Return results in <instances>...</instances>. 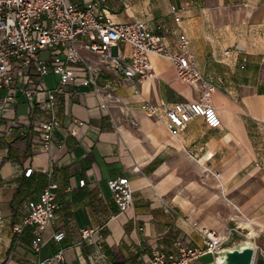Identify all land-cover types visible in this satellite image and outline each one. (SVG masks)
<instances>
[{"label":"crops","instance_id":"0c3cea01","mask_svg":"<svg viewBox=\"0 0 264 264\" xmlns=\"http://www.w3.org/2000/svg\"><path fill=\"white\" fill-rule=\"evenodd\" d=\"M72 1L105 7L115 22L143 21L170 52L185 34L211 90L204 95L199 83L179 79L171 59L162 55H150L151 74L131 81L82 48L81 56L96 69V82L114 88L107 108L99 107L78 64L74 93L61 98L60 125L48 148L27 133L29 102L20 96L5 105L2 128L15 118L26 133L0 141V264H37L59 248L63 264H150L153 252L174 250L176 239L202 246L204 228L250 239L256 251H264V0ZM121 49L128 55V45ZM56 78L49 72L43 86L52 87ZM146 100L202 101L216 109L221 124L210 126L198 116L172 132L161 110L151 115L141 108ZM72 117L81 121L74 134ZM30 166L33 171L25 176ZM123 175L133 200L120 208L110 180ZM50 181L59 185L55 218L41 232L35 253V227L20 233L14 228L26 201ZM80 228L93 230L88 241L81 239ZM58 229L65 232L61 241L52 238ZM263 263L260 255L258 264Z\"/></svg>","mask_w":264,"mask_h":264},{"label":"built area","instance_id":"2783aa9c","mask_svg":"<svg viewBox=\"0 0 264 264\" xmlns=\"http://www.w3.org/2000/svg\"><path fill=\"white\" fill-rule=\"evenodd\" d=\"M177 10L176 5L171 11ZM175 15L174 19L179 20ZM81 35H87L84 41ZM187 37L178 36L177 50L170 52L162 42V36L149 31L143 21L115 22L107 14L105 7L96 3L80 6L72 0H0V141L6 138L23 136L26 131L16 119L2 128L1 120L4 107L15 103L22 96L29 102L30 128L27 133L34 144L48 148L52 141L53 129L59 127L60 119L57 108L61 98L71 96V88L77 79L73 66L80 65L85 73L84 83L92 85V91L101 108H107L114 99V88L99 85L96 82V69L81 56L82 48L97 54L109 65L119 77L128 80H140L151 74L150 55H162L171 59L179 79L191 84L199 83L207 95L211 85L203 80L196 68L192 53L187 49ZM121 44L129 46L126 55ZM48 51L47 58H41L40 52ZM49 72L56 75L52 87L43 86V78ZM42 93L43 96L39 97ZM141 108L151 115L161 110L167 120V127L175 132L185 127L194 117H202L213 127L221 124L216 109L202 101L161 102L159 105L142 101ZM69 133L74 134L81 124L77 117H72ZM135 125L134 121H131ZM33 167L24 170L30 176ZM84 184V179H79ZM113 198L120 208L132 203L133 194L126 176H117L110 180ZM59 185L50 181L36 196L26 201V213L14 230L22 232L27 225L35 227V237L31 241L33 252L41 247V232L53 222L56 195ZM2 219L0 217V227ZM90 228H80L81 239L89 240ZM203 245H189L180 239L174 242L175 249L170 251L156 250L150 264H192L204 254L213 256L224 242L230 238L215 228L199 229ZM65 232L54 231L52 238L61 241ZM264 257V251L258 250ZM64 251L59 248L52 255L40 260L37 264H63ZM264 264V263H263Z\"/></svg>","mask_w":264,"mask_h":264},{"label":"water","instance_id":"95a60500","mask_svg":"<svg viewBox=\"0 0 264 264\" xmlns=\"http://www.w3.org/2000/svg\"><path fill=\"white\" fill-rule=\"evenodd\" d=\"M256 245L250 239H236L213 253L214 264H253Z\"/></svg>","mask_w":264,"mask_h":264},{"label":"rangeland","instance_id":"374dc122","mask_svg":"<svg viewBox=\"0 0 264 264\" xmlns=\"http://www.w3.org/2000/svg\"><path fill=\"white\" fill-rule=\"evenodd\" d=\"M48 54H49L48 51H41L40 52V57L41 58H47ZM1 94H2V91L0 90V95ZM239 237H242V236H239ZM234 240H236V236H233L232 238H229L228 240H226L224 242L223 246L232 243ZM205 257H207V256H205ZM259 257H260V254L258 253V250H257L256 254H255V258H254L253 264H258ZM192 264H214V259L210 258L208 261H205V258L202 256V257L198 258L196 261H194Z\"/></svg>","mask_w":264,"mask_h":264},{"label":"bare ground","instance_id":"6f19581e","mask_svg":"<svg viewBox=\"0 0 264 264\" xmlns=\"http://www.w3.org/2000/svg\"><path fill=\"white\" fill-rule=\"evenodd\" d=\"M252 234V233H251Z\"/></svg>","mask_w":264,"mask_h":264}]
</instances>
